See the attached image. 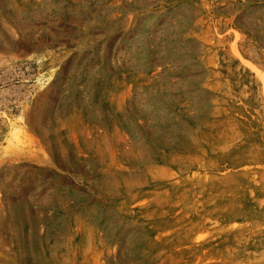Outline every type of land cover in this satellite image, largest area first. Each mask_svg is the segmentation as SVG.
Instances as JSON below:
<instances>
[{
  "label": "rangeland",
  "instance_id": "rangeland-1",
  "mask_svg": "<svg viewBox=\"0 0 264 264\" xmlns=\"http://www.w3.org/2000/svg\"><path fill=\"white\" fill-rule=\"evenodd\" d=\"M0 264H264V0H0Z\"/></svg>",
  "mask_w": 264,
  "mask_h": 264
}]
</instances>
